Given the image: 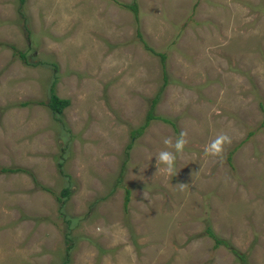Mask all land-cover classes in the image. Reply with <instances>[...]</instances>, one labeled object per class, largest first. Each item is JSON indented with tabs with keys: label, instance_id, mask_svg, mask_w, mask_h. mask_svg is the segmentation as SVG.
Listing matches in <instances>:
<instances>
[{
	"label": "rangeland",
	"instance_id": "rangeland-1",
	"mask_svg": "<svg viewBox=\"0 0 264 264\" xmlns=\"http://www.w3.org/2000/svg\"><path fill=\"white\" fill-rule=\"evenodd\" d=\"M155 97L175 125L142 127ZM239 254L264 264V0H0V264Z\"/></svg>",
	"mask_w": 264,
	"mask_h": 264
},
{
	"label": "trees",
	"instance_id": "trees-1",
	"mask_svg": "<svg viewBox=\"0 0 264 264\" xmlns=\"http://www.w3.org/2000/svg\"><path fill=\"white\" fill-rule=\"evenodd\" d=\"M25 2V0H20V4H23ZM128 7H131L134 10L135 15L137 16V12H138V6L136 3H133L131 5H127ZM15 49V47H13ZM17 52V50L15 51ZM17 54L20 56V58L25 62V63H30L29 59L27 57V52L23 51V50H19L17 52ZM162 56V59L165 60L166 56L163 53H159ZM50 98L49 101L46 105H48L51 110L53 111V113L56 115H60L64 112L65 108H67L70 104H71V100L69 98H62L60 96H58V94L55 93V89L52 88L50 91ZM158 102V98L155 97L150 105V110L147 113V118L145 121V124L142 127H145L146 124H148L153 118H159L162 119L164 121L167 122H171L173 125H175V123L173 121H171L168 118L165 117H160L154 114V108L156 106ZM27 102H24L23 104H26ZM41 103H45L44 101H42ZM142 132V128H138L136 130H133L132 135L133 136H138L139 133ZM131 144H129L130 146ZM24 171L25 169H22L20 167H15V168H9V167H2V171L7 172V171ZM70 195V189L68 187H65L62 190V196H60L59 198H67ZM130 198V189L127 190V195H126V204L129 201ZM208 233L211 237L216 239V246H218L221 242H225V244H227L226 241H223L219 238L216 237V235L214 234L213 230L211 228H208ZM234 252H236V249H233ZM238 253V252H236ZM239 257L243 260L244 264L246 263V256L244 254H239ZM65 264H67V262H65Z\"/></svg>",
	"mask_w": 264,
	"mask_h": 264
},
{
	"label": "clouds",
	"instance_id": "clouds-1",
	"mask_svg": "<svg viewBox=\"0 0 264 264\" xmlns=\"http://www.w3.org/2000/svg\"><path fill=\"white\" fill-rule=\"evenodd\" d=\"M185 137L186 133L183 131L180 132L179 136L175 139L174 142L171 138L165 137L163 139V143L168 147L164 150L159 151L155 156L157 164L162 163L166 166V169L168 171H171L177 154L183 151L184 146L187 143ZM230 141L231 138L226 134L217 135L214 139H212L208 144L205 145L204 152L205 154L219 155L222 152L225 143H230ZM168 149H174V151H170Z\"/></svg>",
	"mask_w": 264,
	"mask_h": 264
}]
</instances>
